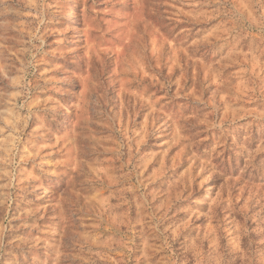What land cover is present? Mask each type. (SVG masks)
Returning a JSON list of instances; mask_svg holds the SVG:
<instances>
[{"label":"rangeland","instance_id":"obj_1","mask_svg":"<svg viewBox=\"0 0 264 264\" xmlns=\"http://www.w3.org/2000/svg\"><path fill=\"white\" fill-rule=\"evenodd\" d=\"M0 264H264V0H0Z\"/></svg>","mask_w":264,"mask_h":264}]
</instances>
